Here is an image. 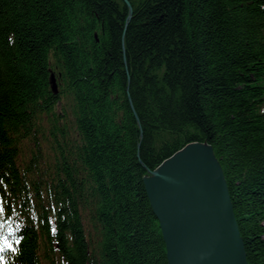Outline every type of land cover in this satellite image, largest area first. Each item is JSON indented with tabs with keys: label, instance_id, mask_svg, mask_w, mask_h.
I'll use <instances>...</instances> for the list:
<instances>
[{
	"label": "trees",
	"instance_id": "trees-1",
	"mask_svg": "<svg viewBox=\"0 0 264 264\" xmlns=\"http://www.w3.org/2000/svg\"><path fill=\"white\" fill-rule=\"evenodd\" d=\"M128 1L0 0L7 264H167L141 177L193 141L264 264V0Z\"/></svg>",
	"mask_w": 264,
	"mask_h": 264
},
{
	"label": "water",
	"instance_id": "water-1",
	"mask_svg": "<svg viewBox=\"0 0 264 264\" xmlns=\"http://www.w3.org/2000/svg\"><path fill=\"white\" fill-rule=\"evenodd\" d=\"M123 1L129 19L132 7ZM50 88L57 92L53 73ZM141 180L167 264H248L223 170L209 143H187Z\"/></svg>",
	"mask_w": 264,
	"mask_h": 264
},
{
	"label": "snow or ice",
	"instance_id": "snow-or-ice-1",
	"mask_svg": "<svg viewBox=\"0 0 264 264\" xmlns=\"http://www.w3.org/2000/svg\"><path fill=\"white\" fill-rule=\"evenodd\" d=\"M4 211L3 206H0V213H2ZM2 238V237H0ZM4 239V243L2 245H0V253H2L4 251V248L7 247L9 249H12L13 251H15V248L13 247L12 243L10 241H8L6 238ZM4 257L2 255H0V260H3Z\"/></svg>",
	"mask_w": 264,
	"mask_h": 264
},
{
	"label": "rangeland",
	"instance_id": "rangeland-1",
	"mask_svg": "<svg viewBox=\"0 0 264 264\" xmlns=\"http://www.w3.org/2000/svg\"><path fill=\"white\" fill-rule=\"evenodd\" d=\"M24 158L25 159H28V157H29V155H30V147L28 146V145H26L25 147H24Z\"/></svg>",
	"mask_w": 264,
	"mask_h": 264
},
{
	"label": "bare ground",
	"instance_id": "bare-ground-1",
	"mask_svg": "<svg viewBox=\"0 0 264 264\" xmlns=\"http://www.w3.org/2000/svg\"><path fill=\"white\" fill-rule=\"evenodd\" d=\"M217 158V157H216ZM160 233H161V230H160ZM161 236H162V234H161ZM163 239V238H162Z\"/></svg>",
	"mask_w": 264,
	"mask_h": 264
}]
</instances>
